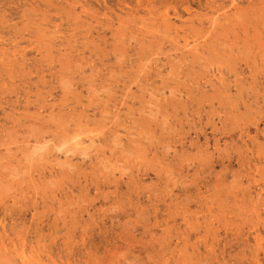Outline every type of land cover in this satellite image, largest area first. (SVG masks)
<instances>
[{"label": "rangeland", "instance_id": "374dc122", "mask_svg": "<svg viewBox=\"0 0 264 264\" xmlns=\"http://www.w3.org/2000/svg\"><path fill=\"white\" fill-rule=\"evenodd\" d=\"M0 264H264V0H0Z\"/></svg>", "mask_w": 264, "mask_h": 264}, {"label": "bare ground", "instance_id": "6f19581e", "mask_svg": "<svg viewBox=\"0 0 264 264\" xmlns=\"http://www.w3.org/2000/svg\"><path fill=\"white\" fill-rule=\"evenodd\" d=\"M257 23V22H256ZM260 37V36H259ZM247 41V40H246ZM214 42V41H213ZM216 43V42H215ZM141 44V43H140ZM238 50V49H237ZM188 51V50H187ZM146 53V52H145ZM140 55V54H139ZM140 61V60H139ZM138 64V63H137ZM200 65V64H199ZM203 65V64H202ZM201 65V66H202ZM68 69H69V67H68ZM218 92V91H217ZM214 99V98H213ZM193 100V99H192ZM198 104V103H197ZM212 105V104H211ZM174 116V115H173ZM157 117V116H156ZM67 119V118H66ZM136 119V118H135ZM155 119V118H154ZM181 125V124H180ZM69 139V138H68ZM145 139V138H144ZM77 141V140H76ZM77 142H79V141H77ZM81 142H82V140H81ZM91 142V141H90ZM83 143H84V141H83ZM36 145V144H35ZM100 145V144H99ZM74 147H75V145H73ZM94 146V145H93ZM167 146V145H166ZM37 147V146H36ZM78 147V146H77ZM91 147V146H90ZM57 148V147H56ZM79 148V147H78ZM37 149H38V147H37ZM127 150V149H126ZM47 151V150H46ZM71 151V150H70ZM73 153V152H72ZM67 162V161H66ZM64 166V165H63ZM76 170V169H75ZM14 172V171H13ZM19 173V172H18ZM24 174V173H23ZM2 201V200H1Z\"/></svg>", "mask_w": 264, "mask_h": 264}]
</instances>
